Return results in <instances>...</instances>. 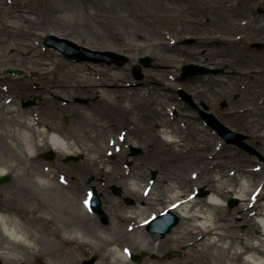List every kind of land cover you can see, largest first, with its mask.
I'll use <instances>...</instances> for the list:
<instances>
[{"label":"rangeland","instance_id":"374dc122","mask_svg":"<svg viewBox=\"0 0 264 264\" xmlns=\"http://www.w3.org/2000/svg\"><path fill=\"white\" fill-rule=\"evenodd\" d=\"M182 1H184L182 10L186 14L171 17L166 15L170 4L165 0H0V36L7 40L6 44L0 45V54H2L1 59L3 61L10 62L1 67L3 74L0 75V86L6 85V80L2 78L5 75L17 76L27 73L28 79L37 78L36 81L31 79L30 81H22L20 88H22L25 96L23 99L17 98V107L23 109V111L28 108L37 109L42 112L40 118L46 124H49L52 128L60 129L69 138L78 137L81 145L87 148L96 144L100 146L106 141L111 145L114 142H119L122 145L119 156L113 159L111 164L110 162L106 163L110 158L107 155V150L104 151L102 148L97 149L95 152L83 151L76 153L77 159L69 161H66V159L70 155H59L56 150H53L55 153L53 161L46 159L42 154L52 149L43 148L36 154L38 161L34 162L33 167H30L20 160L22 145L16 138L7 137L6 135V129L16 124V122L12 121V118L8 115L6 116L8 110L4 106L5 101L0 102V163H5L10 167V173L7 174L11 176L8 182L0 184V198L7 203V207L14 217L19 219L23 217V220L21 219L24 221L22 222L23 232L29 237V242L23 245L0 235V252L3 251L5 254L3 258L5 264H23L19 260L24 258L28 261L26 264H42L44 259L53 264H81L85 258L92 255H97V261L101 263L103 255L109 252L111 246L114 245H109L102 237L103 235L108 236L109 232L113 231L111 226L114 224H118L117 230L119 232L126 231L129 233L127 236L125 234L117 239L121 247H128L132 252H130L131 254H145L136 263H143L146 260L156 261L158 257L162 256L167 262L177 259L186 261L189 264H204V260L197 257V250L192 247H185L186 243L197 240L202 241L203 237L201 235H185L183 244L176 248L175 244L170 245L169 242L164 241L171 231L165 237L156 234L155 237L158 240L155 245L162 241L158 248L159 253H149V251L141 249L138 238L134 236L130 229V226L137 224L138 221L121 223L116 222V217H114V214H126L131 211L136 200L132 196L128 197L122 191V186L114 181L101 178L98 183L93 184V177H73L68 173L69 168L75 169L77 166L82 165L81 163L87 157L97 154L106 159L104 165L112 169V174L116 178L115 181L120 182L125 179L126 183L134 177L135 170L141 168L142 171L146 170L148 176L145 179L148 178V181L139 183L140 194L146 197L145 191L148 190V186L152 187L151 191L155 189V185L152 186V183L153 181L156 182V174L160 170L161 158L145 149L144 146L139 145L133 147L139 148L138 153H135L129 144L136 141V137L130 135L126 127L123 129L126 134L122 133L120 139L116 135L120 130L118 128L113 129V132L106 130L104 134L99 129V122L104 123L105 121L102 122L103 117L101 115L97 116L92 107L95 108V103L101 101V98H98L97 92L93 93L92 89L86 86V84L90 85L96 81L119 85L128 84L127 82L133 83L131 87L101 89L100 91L103 94H108V98L111 100H119V97L124 94H133V99H138V95L143 94L154 95L159 98L158 101L161 100L163 103L162 105L159 104L158 107L162 109L169 107V105L176 107L175 114H173L174 110L172 111L174 117H178V112L180 113L181 109H188L200 119V122H203L204 120L201 119L198 108L190 105L179 94L181 89L185 90L193 96L194 102L201 109H203L201 107L202 103L205 102L210 106L209 111L214 113L213 106L215 104L217 111L214 114L223 123L248 136L252 135L244 128L230 125L224 119V116L225 113H228L227 111H231V114H238L243 113L248 108L250 109L249 116L255 113L263 114L264 95H262L261 83L258 82L257 78L250 76L254 73H247L253 67L248 65L249 62H245L246 58L242 62L236 60V63L233 64L230 61L231 57L226 59L224 55L225 50L237 56L241 48L251 49L250 41L264 42V14L258 12L264 10V0ZM223 1H226L227 5L228 3L232 4L233 9H228L222 3ZM22 7L25 8L22 14L26 17L13 18L12 14L16 13L11 12V9ZM212 11L214 14L209 15ZM207 16H210V19H207ZM13 30L21 33L23 31L41 32L42 36L37 38H34V36H31V38L15 37L10 34V31ZM49 34L71 39L79 45L94 50H112L123 53L128 55L130 60L123 66L118 67L119 71L113 70V66L116 67L115 64L104 66L96 61L101 64H98L97 70L83 73L80 72L79 68L68 63H92V61L68 59L60 51L47 47L44 42ZM242 34H245V36L242 37ZM245 38L247 40L242 41ZM189 39H193L194 42L187 44L186 40ZM216 40H222V42L216 43ZM24 43L38 45L36 51H45L40 63L45 61L47 66L36 65L38 62L34 60L32 55L22 54V49H25ZM13 46L15 50L10 52L9 47ZM195 50L201 52L198 55L197 64L210 67L220 65L226 71L220 73V75L199 74L182 78L183 66L196 63L191 54ZM254 52L264 55L263 49L254 50ZM142 57L150 58L151 62L148 67L140 64ZM55 60L58 61L57 64H52ZM93 64L95 63L93 62ZM136 65L142 66L144 78L141 81L143 84L136 85L139 82L134 79L133 75V69ZM13 69H19L20 71L14 74ZM36 70L41 72L51 70V73L41 74L37 73ZM227 70H230L231 73L228 74ZM215 78L216 81H214ZM59 79L62 80L60 82L61 86L58 83ZM159 80L163 82L158 85L156 81ZM192 82L199 88L204 84L208 92L195 95L193 93L195 87H192L194 86L191 84ZM26 83H29V85ZM168 86L169 88H167ZM212 87L216 90L217 100L213 99L211 102H207V97H204V95L211 93ZM28 88L31 90L29 91ZM49 88H51L50 92L54 91L56 96H52L50 92L45 94L46 89L49 90ZM2 92L5 93L6 91ZM6 94L10 95L8 92ZM36 96L39 98L36 105L23 107V101ZM161 96H166V98ZM170 96L173 98L166 102V99ZM50 97L54 98L51 99ZM78 98L79 101H77ZM46 100L53 105L49 106ZM81 100H88V102ZM224 101L227 102V106L222 107ZM66 116L68 121L65 123L63 119ZM232 116L229 115L228 118H232ZM85 117H89V120L93 119L99 126L84 120ZM119 120L120 117L115 119L116 122ZM190 120V118H184V122L189 123ZM83 121H87L86 124ZM205 124L217 134L213 127L206 122ZM86 130H88L87 135ZM122 136L125 137L127 143H124L125 141L121 139ZM224 141L226 142V140ZM246 141L253 146L255 145L258 151L257 154H251L243 148L237 145L233 146V144L227 142L223 147L234 149L237 155L243 159L245 157L247 161L249 160L247 165L253 167L258 165L257 167L262 168L261 171L263 172L264 161L260 159V156L264 155V138L253 136L252 139L249 138ZM10 142L13 143L14 148L8 145ZM112 148L114 149L113 145ZM127 164H130V166H127ZM50 165H54L52 167L54 170L52 172L53 178L48 179L49 184L47 185L42 183L39 172L44 171V168L46 169ZM153 172H155V175H153ZM186 172L185 169V174ZM59 174H66V176H59ZM154 176L156 177L154 178ZM255 179L258 180L259 178ZM116 186L119 188L118 193H114L113 188ZM92 187L98 189L102 199V212H97L100 214L98 217L93 219V216H90L91 218L88 217L86 220L87 222H96L95 225L97 226L104 225V227L100 228L99 226L96 227V230L89 231L82 227V232L86 233L84 240L88 242L85 246L81 244L72 247L60 246L53 234L56 228L55 222H48L46 217H53L54 219L58 217L61 222H69L70 218L75 219L80 212L85 211V208L83 210V207H85L83 197L88 196V192ZM202 190L208 193V190L200 188L195 192V195L199 196ZM157 191H159V188ZM231 198L237 197L235 194H229L223 199L227 211L237 208L240 203V199L237 198V203L230 207L229 200ZM36 199L44 203L40 207L42 218L38 221L30 219L26 212V209L39 204ZM169 199L171 197H168ZM161 206L165 207L164 204ZM153 212H156V215L159 214L156 206L149 205L142 208L140 213L142 217H146ZM75 225L72 224L71 228H76ZM244 228L245 225L243 224L240 229ZM143 229H145V232L148 231L146 227H143ZM170 251H178L180 254L170 257Z\"/></svg>","mask_w":264,"mask_h":264},{"label":"bare ground","instance_id":"6f19581e","mask_svg":"<svg viewBox=\"0 0 264 264\" xmlns=\"http://www.w3.org/2000/svg\"><path fill=\"white\" fill-rule=\"evenodd\" d=\"M222 3L228 9H233L232 4L228 3L227 5L226 1ZM24 9V7L11 9V12L16 13L12 14V17L15 19L26 17L22 14ZM10 34L15 37L26 38L42 36L41 32L23 31L21 33L14 30L10 31ZM6 43L7 40L0 36V45ZM23 46L25 49H22V54L32 55L34 60L38 62L36 65L47 66L45 61L40 63L45 51H36L38 45L24 43ZM9 50L14 52L15 47H9ZM200 53L198 50L191 53L195 59L194 62H198ZM1 57L2 54H0V75L3 74L1 67L10 63L6 60L3 61ZM57 62L55 60L52 64H57ZM68 64L79 68L80 72L83 73L93 72L99 67L98 64L84 62H69ZM113 70L119 71L120 69L114 67ZM38 72L50 74L51 70L44 72L38 70ZM2 78L6 80V85L0 86V102L5 101L4 106L8 110L6 116L8 115L12 121L16 122L6 129V135L16 138L22 145L21 156H19L22 163L33 167L34 162L38 161L36 154L43 148L56 150L62 156L65 154L75 156L76 153L83 151L95 152L99 148L104 151L107 150V155L110 158L107 162L102 155L94 154L92 157L89 156L83 160L82 165L77 166V168H69L68 173L73 177H93V184L98 183L101 178L114 181L122 186L123 192L128 197L132 196L136 200L131 211L126 214H114V217H116V222L121 223L138 221L137 224H132L130 229L138 238L141 249L149 251V253H159L158 248L162 241L157 243L158 246L155 245L158 240L155 237L156 234L149 231L145 232L143 229L149 218L156 212L146 217H142L140 213L142 208L153 205L157 207L158 212L171 210L182 218L180 223L165 237V242H169L170 245L175 244L178 248L180 244H183V237L187 234L203 237L202 241L186 243L185 247H192L197 250V257L202 258L204 264H264V173L251 171L255 168L247 165L249 160L247 161L245 157L243 159L237 155L232 148L225 149L223 146L226 142L213 132L204 121L200 122V119L188 109H181L180 113L178 112V117H174L172 111H175L176 107L170 105L164 109L158 107L159 104L162 105L163 103L161 100L158 101L159 98L154 95L143 94L138 95V99H133V94H124L115 101L109 99L108 94H103L100 91L107 88L131 87L133 83L129 82L123 85L99 83L98 81L90 85L86 84L93 93L97 92L98 98H101V101L95 103L96 107L92 108L97 116L103 117L102 122L105 121L104 123L99 122V129H101L102 134L106 130L113 132V129L118 128L120 130L116 135L120 136L122 132H125L123 129L126 127L128 133L136 137V141L129 144L130 148L137 145L144 146L145 149L161 158L156 182L153 181L152 183V186L155 185V189L146 193L147 196L144 197L140 194L139 183L148 181V178L145 179L148 176L146 170H144L145 172L141 168L135 170L134 177L125 183V179L120 182L115 181L116 178L112 174V169L104 165L109 162L111 164L113 159L119 156L121 143L115 142L113 144L114 149L108 141L100 144V146L92 145L90 148L81 145L78 137L69 138L60 129L52 128L41 120L42 112L37 109L28 108L30 109L28 112V109L23 111L17 107V100L23 99L25 96L22 88H20L22 81H30V79L36 81V77L28 79L27 73H24L17 76L5 75ZM61 81L58 80L60 86ZM162 82V80L156 81L158 85ZM26 84L29 85V83ZM191 84L194 85L192 87H195V92L193 91L195 95L208 92L204 84L201 85L202 88L193 82ZM2 91H6L10 95ZM50 91L51 88L46 89L45 94ZM52 93L55 92L52 91ZM213 93L214 87H212L211 93L204 95L207 97V102L212 101L211 95ZM162 98H166V96ZM172 98L170 96L166 102ZM46 103L49 106L53 105L50 104V101ZM247 112H250V109L239 115L241 120L243 118L242 127L251 132V137L264 138V112L263 114L255 113L252 116H249ZM119 117L120 120L116 122L115 119ZM184 118L191 120L187 123L184 122ZM84 120L99 126L93 119L89 120V117H85ZM83 122L86 124L87 121ZM85 132L87 135L88 130ZM8 145L14 148L13 143L10 142ZM0 167V175L10 173V167L5 163H0ZM52 167L54 165H50V167L44 168V171L39 172L42 183L48 185V179L53 178L52 172L54 170ZM59 176H66V174H59ZM255 178L259 179L256 180ZM158 188L159 191H157ZM200 188L208 190L205 197L195 195V192ZM229 194H235L240 199V203L237 208L227 211L223 199ZM168 197L171 199L168 200ZM86 198L85 195L83 203L86 202ZM36 200L39 204L26 209V212L30 219L38 221L42 218L40 207L44 203ZM163 204L165 207L161 206ZM112 207L115 209L114 206ZM80 211L82 210L80 209ZM99 215V213L85 208L84 212H80L75 219L70 218L69 222H61L58 217L55 218L56 220L53 217H46V220L55 222L56 228L53 234L60 246L72 247L78 244L85 246L88 242L84 240L86 233L82 232L81 228L85 227L88 231L96 230L99 226L103 228L104 225L97 226L95 225L96 222H87L86 220L88 217L91 218L90 216H93L94 219ZM21 219L23 220V217L20 219L14 217L8 209L7 203L0 198V235L24 245L29 242V237L23 232L22 222L24 221ZM72 224H76L77 227L72 229ZM243 224L245 228L240 229ZM117 225L111 226L113 231H110L108 236L103 235L102 238L105 242L114 245L111 246L109 252L103 255L101 263L97 261L96 264H189L177 259L167 262L162 256L158 257L156 261L146 260L143 263H136L129 255L130 249L121 247L117 242L118 238L129 234L126 231L119 232ZM64 228L68 229L65 231ZM0 255L5 257L3 251L0 252ZM42 264L53 263L44 259Z\"/></svg>","mask_w":264,"mask_h":264},{"label":"water","instance_id":"95a60500","mask_svg":"<svg viewBox=\"0 0 264 264\" xmlns=\"http://www.w3.org/2000/svg\"><path fill=\"white\" fill-rule=\"evenodd\" d=\"M46 44L48 46L61 50L62 52L65 53V55L68 58H75V60L76 59L77 60L92 59V60H104V61L107 60L109 63L116 61L120 64L128 60L127 59L128 57H126V55L124 54L117 53L114 51H108V50L107 51L92 50V49L80 46L70 39L61 38L53 34L48 35L46 37ZM259 44H256V45L259 46ZM148 61H149V57H144L141 59V62L145 65H147ZM15 71L17 72V70ZM214 71L217 72V70H213L210 67H205L201 65L198 66V64H189V66L186 65V67H184L183 76L187 77L189 75L207 74V73L210 74L211 72H214ZM135 73L137 77H142L139 69H136ZM187 98L190 100L191 99L190 95H187ZM34 103H35V100H29L28 102H24L23 105L27 106L29 104H34ZM204 115L206 116L209 123L213 125V127H215L216 129H218L219 133L223 137H225L228 140V142H231L233 144L234 143L238 144L244 147L245 149H249L250 151H253V148L244 142V138L246 136L242 135L239 132L229 129L228 127L223 125L221 122H219L215 117H213V115L207 114V113H204ZM138 151L139 149H136V152ZM47 155L51 158H53L54 156L52 152H49ZM9 179H10L9 175H3L0 177V183L7 182ZM115 191L118 192L119 188H115ZM204 194H205L204 192L201 193V195H204ZM91 199H92L93 208L101 209V200L99 199L97 195V191L95 189L92 193ZM235 203H236V200L234 199L230 200V206H233ZM178 220H179V217H177L176 214L174 215L172 213H168L166 215H163L161 217L154 219L150 223L149 229L151 231L161 232L162 235L164 236L166 235L167 232L171 230V228L174 225L178 223ZM174 255L176 254L175 253L171 254V256H174ZM142 257H143L142 255L140 256L137 254L133 256V258L136 260H140ZM96 259H97L96 255L92 256L90 259H87V260L85 259L83 264H93L96 261Z\"/></svg>","mask_w":264,"mask_h":264},{"label":"flooded vegetation","instance_id":"af4514ba","mask_svg":"<svg viewBox=\"0 0 264 264\" xmlns=\"http://www.w3.org/2000/svg\"><path fill=\"white\" fill-rule=\"evenodd\" d=\"M167 3H169L170 4V6L168 7V11H166V15H168V16H171V17H173V16H182L183 14H186V12L185 11H183L182 10V4L184 3V1H182V0H165ZM213 7V6H212ZM210 12V11H209ZM214 14V12L212 11L209 15H211V14ZM259 14H264V11H262V12H259ZM165 15V16H166ZM208 18L207 19H210V16H207ZM242 37H244L245 36V34H242L241 35ZM240 36V37H241ZM247 37V36H246ZM245 40H247V38H245V39H243L242 41H245ZM220 43V42H222V40H216V43ZM254 42H256V41H250L249 43L252 45ZM261 42H263V41H261ZM241 45H243V44H241ZM250 45V46H251ZM228 48V47H227ZM254 50H258L257 48H251V49H247V48H241L240 49V52L238 53V55L236 56V54L234 55V53H229L228 52V50H225V55H224V57L226 58V59H229L230 57H231V59H230V61H232V63L233 64H235L236 63V60H239V61H243V59L244 58H246V60H245V62H249V66H252L253 68L251 69V70H249V71H247V73H254V74H251L250 76L252 77V78H257V80H258V82L259 83H261L260 84V87L262 88L261 90L263 91V94L262 95H264V84H263V82H264V55H260V54H258V53H256V52H254ZM264 50V49H263ZM244 62V63H245ZM214 64V63H213ZM104 66H113L114 64H103ZM116 65V67L115 66H113V67H115V68H118V67H120L121 65H118V64H115ZM213 67L214 68H216V69H220L221 68V66L219 65V66H216V65H213ZM224 71H226L225 69H223V72ZM227 73L228 74H230L231 73V71L230 70H227ZM213 75H218V74H213ZM143 78H144V74H143ZM142 78V79H143ZM136 79V78H135ZM142 79H138L137 81H139V82H137L136 83V85H139V84H141L142 83ZM214 81H216V78H215V80ZM216 90L214 89V93H213V95H211L212 96V100L213 99H215V100H217V98H216ZM51 94H52V96H56L54 93H52L51 92ZM52 99L54 98V97H51ZM81 101H85V102H88V100H81ZM215 105V104H214ZM196 108H198V109H200L199 108V106L195 103V105H194ZM222 107H225V106H227V102H222V105H221ZM213 109H214V111L216 112L217 111V106L215 105V108H214V106H213ZM214 112V113H215ZM228 113V115L225 113V116H224V119L230 124V125H232V126H235V127H240L241 129H243V118H242V120H241V117L239 116L240 115V113H238V114H231L232 112L230 111H227ZM245 113V112H244ZM248 113V112H247ZM242 114V113H241ZM229 115H233L232 116V118H228V116ZM236 119V120H235ZM234 122V123H233ZM248 136V135H247ZM249 138H251L252 139V137L249 135L248 137H247V139H249ZM264 156V155H263ZM262 156V157H263ZM260 159H261V157H260ZM262 172V171H261ZM263 173H264V171H263ZM19 261H21L20 263H23V264H26L28 261H26V259L24 258V259H21V260H19ZM6 262H5V260H3V264H5ZM15 264V263H14Z\"/></svg>","mask_w":264,"mask_h":264},{"label":"snow or ice","instance_id":"6c2138e0","mask_svg":"<svg viewBox=\"0 0 264 264\" xmlns=\"http://www.w3.org/2000/svg\"><path fill=\"white\" fill-rule=\"evenodd\" d=\"M123 138V137H122ZM87 203V202H86Z\"/></svg>","mask_w":264,"mask_h":264}]
</instances>
